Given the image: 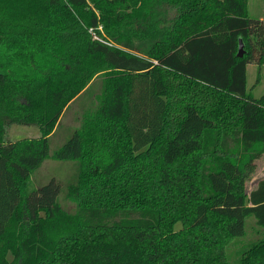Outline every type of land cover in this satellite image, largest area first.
<instances>
[{
  "label": "trees",
  "instance_id": "1",
  "mask_svg": "<svg viewBox=\"0 0 264 264\" xmlns=\"http://www.w3.org/2000/svg\"><path fill=\"white\" fill-rule=\"evenodd\" d=\"M250 63L264 66V18L248 0H0V264H232L245 218L264 228V178L245 190L264 154ZM98 79L53 153L79 161L70 211L55 179H29ZM190 119L201 151L184 163L171 148ZM15 125L41 135L9 140ZM235 264H264V236Z\"/></svg>",
  "mask_w": 264,
  "mask_h": 264
},
{
  "label": "rangeland",
  "instance_id": "2",
  "mask_svg": "<svg viewBox=\"0 0 264 264\" xmlns=\"http://www.w3.org/2000/svg\"><path fill=\"white\" fill-rule=\"evenodd\" d=\"M248 11L251 17L264 18V0H248ZM95 37L100 39L98 35ZM246 75L247 90L253 96L259 97L264 93V66L258 67L256 64L250 63L247 65ZM102 88V80L98 79L88 94L81 96L70 104L62 116L57 130L50 137V156L31 174L29 179V191L38 189L50 180L55 179L61 187L57 200L70 211H75L76 204L66 196L67 187L77 179L79 161L75 159H56L53 153L68 140L76 128L80 127L84 113L97 106ZM199 134L200 124L190 119L172 145V156L181 160V162L191 163L193 158L201 151ZM40 135L41 131L38 126L15 125L10 127L8 139L17 140ZM248 175L249 177L245 183L246 192L253 189L256 183L264 178V154L253 161V168ZM217 183L220 188L225 187V182L220 177ZM230 210L237 209L233 206ZM180 225L179 222L177 227H180ZM263 236L264 228L256 225L254 216H247L245 218L244 233L234 237L225 248L228 261L232 264L237 263L241 251ZM9 256L12 257V255Z\"/></svg>",
  "mask_w": 264,
  "mask_h": 264
},
{
  "label": "water",
  "instance_id": "3",
  "mask_svg": "<svg viewBox=\"0 0 264 264\" xmlns=\"http://www.w3.org/2000/svg\"><path fill=\"white\" fill-rule=\"evenodd\" d=\"M244 53V47H243V42L240 39L239 40V45H238V52H237V56L241 57Z\"/></svg>",
  "mask_w": 264,
  "mask_h": 264
}]
</instances>
